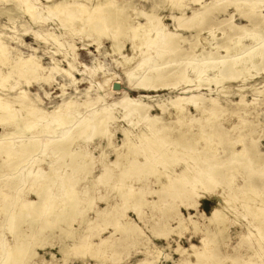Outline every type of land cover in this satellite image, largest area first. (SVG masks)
<instances>
[{"label": "bare ground", "instance_id": "1", "mask_svg": "<svg viewBox=\"0 0 264 264\" xmlns=\"http://www.w3.org/2000/svg\"><path fill=\"white\" fill-rule=\"evenodd\" d=\"M150 1L153 5L145 10L138 7L134 0H121L116 5L112 0H99L97 3L93 2L92 6L94 8L86 15L87 17L85 16L86 18L83 16L86 8L79 10L80 20L82 19L88 24L90 31H87L95 32L93 33L96 36L94 40L98 42L102 37L109 39V49L111 51L109 53L119 54V57L115 60L123 67L122 74L127 87L122 85L118 75L113 74V76L106 79V82L110 81V94H120L126 88L130 91H143L138 97L125 92L123 96L118 97L113 102H108L106 94L100 91V86L92 101H90V97L87 101H83V103H90L96 105V107L91 109L87 115H81L79 118H74L71 115L74 109L67 107L66 111L63 110L64 107L72 104V99L63 100L61 104L56 105L53 110L46 113L37 104H34L35 102L32 103V100L30 101L24 97V90L15 92L12 95L8 94L10 89H7V92L3 90L5 83L12 74H16L17 77L24 76L27 81L31 78L46 77L40 74L42 67L37 56L36 58L33 55H16L14 61L10 63L12 57L9 55V50L12 47L5 40V37L10 36H7L5 31L0 30V63L8 66L6 73L0 70V91L2 90L0 92V127H2L0 132V155H3V160L0 162V202L6 212L12 204H15V208L20 209L19 212H22L21 209L28 208L29 212L21 213V224L29 221L32 214H37L40 212V208L45 207L46 210H43L41 221L38 222L37 231L40 233L42 230L54 226L55 222L45 223L47 214L61 215L62 211L60 210V213L59 208L62 205L57 207V204L66 201L65 207L63 206V214L65 215L60 218L57 216V219L67 225L75 220L78 211L81 212L79 205L82 201H87L88 207H90L93 202L90 199L91 196L87 198L90 189L86 187L84 191H77L76 186L79 185V173L85 172L89 175L92 165L89 154L80 149L82 147L80 142L89 141L93 137L105 139V145H111L116 155L115 159L109 163L113 168L110 171L111 173L108 172V176L113 177L115 182L110 183V185L114 189H118L120 200L113 204L107 203L108 205L105 207L107 209L104 213V218L107 217V219L104 221L106 224L114 223L118 220L116 218L118 215L124 218V223L115 224V230L120 232V235H126L117 238L119 247H122L128 236L138 242L143 233H141L137 223L125 214L124 209L129 207L141 216L142 212L139 208L142 205L147 204L149 208L157 207L158 209V206L164 204L165 207H163L166 208L168 217L177 218L178 227L182 228L185 224L190 223L194 230L199 231L201 228L198 226V222L192 219L191 216L186 221L179 208L183 205L186 209L199 212L200 198L204 196L213 197L217 187L222 191V198L218 197L219 206H214L209 215L200 212V215L205 216L209 222L224 224L226 222L225 218H227L226 212H229L226 210H229L231 206L233 208V203L238 201L239 195L242 198L258 199L264 203V192H261L262 188L260 187L262 185L260 180L264 181V151L259 148L258 135L256 134L258 125L264 124V120L261 121L257 118L249 120L246 115L243 116L235 112L238 114V124L231 123L230 126L225 127L224 122L229 120V117L225 115L227 111L221 106L218 98L220 93H231L229 91L230 83L235 79L240 78L243 83L254 75L264 74V0ZM18 2H21V4ZM35 2L36 0H0V26H6L5 23H15L18 17L17 14L21 13V15L26 14L30 20H35L36 16L33 12L37 9ZM64 2L66 1L64 0ZM57 4H60V2L56 3L55 0H50L47 6L48 11L52 14L63 13L65 9L58 7ZM55 8L57 11L51 10ZM162 9L177 11V14L171 13L170 15L174 23V29H170L163 21V16L160 15ZM230 9L232 11H229ZM221 12L229 14L228 23L225 24L226 27L222 25V22H219L218 25L208 24L214 18L213 16ZM237 16L244 22H236ZM2 18L5 19L4 22H1ZM205 23L208 24V27L205 28L207 35L213 37L216 36V32L219 35V38L212 43L215 44L213 48H209L211 50H207L208 46L204 47V45L197 47L198 44H202V40L198 39L199 42L193 49L186 50L185 53L181 52V56L189 58L185 64L176 65L171 69L162 64L163 62L159 63L166 59L169 54L175 52V46L179 42H185V38L182 37L183 35L179 30L200 29L201 31V27ZM86 27L84 26V28ZM15 28L11 29L15 30ZM197 35H200V33ZM126 42L130 43L129 51L124 48ZM68 46L72 49V44ZM57 50L59 51V49ZM204 50H207V52L204 53ZM68 51L66 55L69 54ZM173 57H171V60L178 58L176 53ZM74 62L68 60V68H61L62 72L71 80L73 79L71 72L76 68ZM212 84L216 87L215 89H211ZM181 85L182 87L178 88ZM177 88L181 92L169 97L166 102H164V99L157 100L154 104L145 101V99L155 100L153 99L154 95L150 92L173 91ZM243 88L244 86L238 88L236 93L240 96L239 101L235 103L237 105H247L242 91ZM202 89H209L210 92L214 90L217 96H205L201 92ZM194 91L197 92L194 93ZM23 97L26 101L23 100ZM206 103L210 105L208 106ZM155 106L161 113L152 112ZM190 108H193L195 114L191 112ZM231 113L233 114L234 111H231ZM78 114L79 111L76 115ZM164 114L173 118L168 121L163 117ZM112 124L123 135L122 143L119 146H113L110 142L112 134L110 127H112ZM69 126H74L76 130L74 135L69 133V129L63 130ZM35 129H38V131L34 132ZM235 131H238L237 134L231 136ZM57 133L61 134L56 136ZM40 134L49 137L45 142H41L37 138ZM14 139V142L10 141ZM201 141L203 143L199 145ZM212 142L213 144H220L222 150L211 152V149V153H201L200 149H206ZM46 146L47 148H45ZM76 147H79V149ZM45 150H48L47 153L41 156ZM185 150L188 152V156L181 157L183 160L181 167L177 170H171L168 163L171 161V164H173L174 161H177L179 152ZM78 154L82 156L81 160L85 158L86 161L75 160ZM65 156H69L71 161L61 162ZM50 157H53V159ZM43 162H46V166L51 169L50 174L40 189L38 188V191H36V188L33 189L36 198L34 201L33 199L29 201L25 199V196L32 190L26 187L28 185L27 181H30L31 178L34 179V182L41 181L42 178L40 179V174H38L41 171L39 172L38 167L41 164L44 165ZM138 168L139 170L149 171V173L151 169H155L154 182L158 183L159 187L154 190L151 189L152 191L149 192L156 195L153 200L146 198V191L142 190V186L135 190L126 181ZM6 171L8 174H6ZM236 174L241 176L239 180L235 178ZM5 175H8V179L10 178L9 182L1 181V177ZM160 177H165V180L158 181L162 179ZM118 181L124 183L119 184ZM4 189L7 191H3ZM82 192L87 196L82 197ZM11 193L14 194L11 195ZM8 196L14 197L8 199ZM170 196L179 200L168 202ZM216 196L220 195L216 194ZM236 204L234 205L236 206ZM241 206L243 208L250 206L251 214L258 217L262 216L260 220L262 224L264 223L263 206H259L261 209L250 204H242ZM119 208H122V213L116 210ZM116 212L119 214H115ZM16 214L6 213L4 217L7 230L13 235V238L18 237L20 233L23 235L22 231H17L21 225H19V215ZM46 219H48V216ZM84 221L91 222L90 219ZM223 226L225 227V225ZM216 228L215 231L207 230L205 232L201 244H191L190 251L179 244L175 250L180 254L185 252L186 255L194 256L200 263L201 261L202 263L208 261L210 255L218 249L217 247L214 249L209 247V238L211 242L212 238L216 237L218 233L221 234L222 238H226L224 235L225 228L221 226ZM250 228L245 233L249 232L248 234L251 235L253 228ZM257 228L259 229V227ZM76 232V229H70L65 232V235L71 238L74 237ZM158 232L157 230V234L166 236L170 231ZM259 233L257 231V234ZM2 234L0 233V239L3 236ZM261 234L263 235V233ZM259 235L255 236L259 238ZM85 237L82 235L73 244L77 249V253L79 251L81 253L85 248V252H87V246L107 249L113 243L108 241L109 236H100L99 241L96 243H91ZM243 238L245 239V237ZM261 239H264L263 236ZM216 243L221 242L216 241L212 246L215 247ZM29 247L30 244L28 243L13 246L12 243L10 245L5 242L4 247L0 246V264L23 263L26 252L29 253ZM256 247L258 246L256 245ZM68 248L70 247L68 246ZM64 250H66L65 247ZM153 253H157V255ZM153 253L151 255V251L147 247L144 258L138 260L135 264H154L157 258L164 257L163 254H160L163 252L159 249ZM93 255H96L95 251L91 253V256ZM231 258L232 260L237 259L236 256ZM222 262L218 261L214 264H222Z\"/></svg>", "mask_w": 264, "mask_h": 264}, {"label": "rangeland", "instance_id": "2", "mask_svg": "<svg viewBox=\"0 0 264 264\" xmlns=\"http://www.w3.org/2000/svg\"><path fill=\"white\" fill-rule=\"evenodd\" d=\"M65 1L66 2H64V0H55L56 3L60 2V4H57V6L65 10L63 13L52 14L47 9L50 0H39V1L36 0L35 4L37 9L33 10L36 16L35 20H30L28 16H26V14L21 15L22 14L21 13V14H17L18 17L16 16L17 21L15 23L14 22L11 24L5 23L6 26L3 25L0 26V30L5 31L7 36H10V37H5V40L8 42L10 47H12L9 50V55L12 57L10 63L14 61L16 55H21V56L33 55L34 57L37 56L38 58L37 57L36 58L39 60V63L41 62L40 65L42 67V69L40 70V74L48 78L46 80V78L36 77V78H31L29 81H27L24 76L17 77L16 74H12L5 83L4 85L5 88L3 90L7 92L8 91L7 89H10L8 93L9 95H12L15 92H19L20 90H24L25 96L22 94L21 95L26 97V99H29L30 101L32 100V103L35 102L34 104H37L38 107L46 113L48 111L53 110L56 107V105L61 104L63 100L66 101V99L67 100L72 99L73 100L71 101L72 106L67 105L66 107H64V109L63 108L62 109L64 111H66L68 108L74 109L71 114L73 115L74 118H79V116L81 115H87L91 109L96 107V105L90 103L86 104L83 103V101L85 102L90 98H91L90 101H92L97 94L98 87L100 86H101L100 91L106 94V99L108 102H113L118 97L123 96L125 92L135 97H138L139 94L143 93V91H139V90L130 91V89L126 88V90L124 89V91L121 92L120 94H110L111 92V89L109 88L110 81L106 82V79L108 77L113 76V74L118 75L122 85H124V87H127L125 78L122 74L123 67L115 60V58L119 57V54L109 53L111 52L109 49L110 40L106 39L105 37L104 38L102 37L101 40L98 41L99 45L97 46L98 42L94 40L96 36H94L93 34L95 32L94 31L88 32L87 31L89 30L88 24L85 23V21L82 19L81 21L79 16V10L82 9L84 10V8L87 9V10L85 9V13H83V16L85 17L90 11L93 10L94 8V6H92L93 2L97 3V1L99 0H65ZM112 1L114 2V5H116L118 1L121 0H112ZM134 2L138 7H141L145 10H148L149 7L153 5L150 0H134ZM18 3L21 4V2ZM51 10H56V8ZM229 11H232V9H230ZM187 12H189V10H187ZM171 13L177 14V11L176 10L171 11L169 9H162V11L160 10V15L163 16V21L166 23V25H168L170 29H174L173 20L170 18ZM213 17L214 18H212V20L208 24L211 23L212 25H218L219 22H222V25L226 27L225 24L228 23V19H229V14L227 12H221ZM4 20L5 19L2 18L1 22H4ZM236 22H244V21L239 19L237 16ZM208 24L206 23L203 24L201 27L202 28L201 31L200 29L179 30L181 35H183L182 37L185 38V42L181 41L175 46L174 53H176L178 58L171 60V57L174 58L173 57L174 53L169 54V56L166 59H164L159 63L163 62L162 64L170 67L171 69L174 68V66L176 65L185 64L186 61L189 60V58H187L186 56H181L180 55L181 52L185 53L186 50L190 51L191 49H193V47L196 44H198L200 39L202 40V44H198L199 46L197 47H201L202 45H204V47L208 46L207 50H211L209 48H213L215 44L212 43L215 39L219 38V35L218 32H216L215 33L216 36L213 37L207 35L205 28L208 27ZM81 26L82 28H80ZM84 26L87 27L84 28ZM10 27L11 28L16 27V28L14 30L11 29ZM198 33H200V35H197ZM69 44H72V49L68 46ZM209 44L212 45L210 46ZM129 47H130V43L126 42L124 45L125 50L129 51ZM57 49H59V51ZM66 50L67 51L69 50L68 55H66L67 52ZM207 50H204L203 52L205 53L207 52ZM68 60L75 61L74 67L76 68H74V70H72L71 72L73 75L72 80L69 79L62 72V69L68 68L69 66ZM0 65H1L0 70H2L3 73H6V71L8 70L7 69L8 66L3 65L2 63H0ZM261 75L262 74H258L257 76L254 75L251 79H248L243 83L240 80V78L235 79L234 81H232V83H230L229 91H231V93L229 94L220 93L218 95L221 106L227 111L225 115L229 117L228 118L229 120H226L224 122L225 127L230 126L231 123L238 124L239 122V119L237 117L238 114H236L235 112H238L243 116L246 115L247 119L249 120H254L256 118L261 121L264 120V114H262L264 112V80H262L264 78V74L262 75L263 77ZM213 85L214 84L211 85V89L216 88ZM113 86L115 87V85ZM243 86L244 88L242 91H243L244 99L247 102V105L244 104L237 105L235 103L236 101H239L240 96L239 94L236 93L238 92V88L240 87L242 88ZM181 87L182 85L179 86L178 88ZM178 88L174 89L173 91L161 90L158 93L150 92L152 95H154L153 99L155 100L145 99V101L154 104L155 101L164 99L165 100L164 102H166L169 97L174 96L175 94L181 92V90ZM196 92L197 91H194V93ZM201 92L208 97L209 95H211L212 97L217 96V93H215L214 90L210 92L209 89H202ZM24 97L23 100L25 99ZM250 101L252 104L249 103ZM206 105L209 106L210 104L206 103ZM192 109L193 108H190L191 112L195 114V111ZM77 111H79L78 115H76ZM231 111H234V113L232 114ZM152 112L159 114L160 110L155 106ZM163 117L168 121L173 118L172 116H168L167 114H164ZM111 126L112 127H110V129L112 131V134L110 136V142L113 146H119L122 143L123 135L121 134L120 130L115 128L114 124H112ZM67 129H69V133L73 135L75 134L76 130L74 129V126L66 127L63 130L66 131ZM1 131H2V127H0V132ZM37 131L38 129L34 130V132ZM237 132L238 131L233 132L231 136L237 134ZM59 134L61 133H57L56 136H58ZM256 134L258 135L257 143L259 145V148L262 151H264V124L258 125ZM48 137H49L48 135L42 136L40 134L39 137L37 138L41 142H45L48 139ZM10 141L14 142L15 139ZM202 143L203 142L201 141L199 145H201ZM80 144L82 145L80 149L86 152L87 154H89L92 165L89 175L88 173L85 174V172L79 173L80 180L78 181L79 185L77 184L76 190L84 191L85 188L88 187L90 190L88 191L87 194L89 195L87 196V194H84L82 192V197L87 196L88 198L89 196H91L92 198L90 199L93 202L91 203L90 207H88L89 204H87V201L85 200L82 201L79 205L80 207L79 210H81V212L78 211V213L75 216V220H73L70 224L67 225L63 221H58L57 219V216L58 218H60L62 215L64 217L65 214H63L64 213L63 206L65 207L66 201L65 202L63 201L62 203L56 205L57 207H59L58 205L60 206L62 205L59 208V211L60 210L62 211V213L60 211L61 215L54 213L47 214L48 219H46L47 218L46 216L45 223L50 224L55 222L54 226L48 227L45 230H42L40 233L37 231L39 226L38 222L41 221L40 218L42 213L46 210L45 207L40 208V212H38L37 214L31 213L32 215L30 220L21 224V220H22L21 213L29 212L28 208L21 209L22 212H19L20 209L15 208L16 207L15 204H12L11 207L6 212L4 207L1 206L2 203L0 202V233L1 234L3 233L2 234L3 236L0 239V246L4 247L5 242L10 245L12 243L13 246L21 245L25 243L30 244V247L28 249L29 253L26 252L25 254L26 257L24 259V262L20 264H135L138 260L144 258L145 250L147 247L151 251V255L154 251H157V249L163 252L160 254L161 255L163 254L164 257L162 256L163 258H157V260L154 261V264H194V263L196 264V262L197 264H203L204 262H205L204 264H212V263L214 264L218 261H223L222 264H264V239H261L262 236L264 238V232H263L264 223L262 224L261 223L262 221L260 220L262 216L258 217L257 215L254 214L252 215L249 208L250 206L247 208L245 207L243 208L241 206L242 204L245 205L250 204L251 206L260 208L259 206L264 207V203L258 199L256 200L249 199L250 197L242 198L239 195L238 201L233 203V208L231 206L229 207L230 208L229 210H226L229 212H226L227 216L226 215L225 216L227 218H225L226 222L224 224L217 222L215 223L209 222L205 216L200 215V212H204L205 214L209 215L214 206H219L218 197L222 196V191H220L221 189L219 187L215 189L213 197L210 198L204 196L200 198L199 212L192 209H186L183 205L180 206L179 208L180 213H182V215L186 218V221H188L189 216H191L192 219L198 222V226L201 228L199 229V231L194 230L193 226H191L190 223L185 224L184 226H182V228L178 227L177 218L168 217V212L167 210H165L166 208H164L165 207L164 204H163L164 207L158 206V209L157 207L149 208L147 204L142 205L141 208H139V210H141L140 212H142L141 216L137 215L136 211L133 208L130 209L129 207L124 209L125 214H127L137 223V225L141 229V233L142 232L143 233L141 236L142 238L140 237L138 239L139 243L137 242L136 239L134 240L132 237L128 236L127 239H125L122 247H119L118 245L119 240L117 238L118 237L120 238V236H123L125 234L120 235V232L116 231L115 228L118 223L120 222L121 224L124 223V218L118 215V217H116L118 218V220H116V222L114 223L110 222L111 224L110 223L106 224V222L104 221L105 219H107V217L104 218L105 217L104 213L105 210L107 209L105 207H107L108 205L107 203L113 204L114 202L120 200L119 191H117L118 189H114L110 185V183L112 182L114 183L115 181H113V177L108 176V172L111 173L110 171L113 168V166L109 163H111L115 159L116 156L115 151L113 147H111V145H105L106 144L105 139L98 137H93L91 140L86 142H80ZM45 148H47V146ZM76 148L79 149V147ZM207 148L200 149L201 153L203 152L207 154V153H211L212 151L222 150L220 148V144L217 143L213 144V142ZM47 151L48 150H45V152H43L44 154H41V156L45 155ZM185 156L186 157L188 156V152L186 150L183 152H179L177 161H174L173 164H171V161L168 163L169 164L168 166L169 167L171 166L170 169L171 170L179 169V167H181V165L183 164V160L181 157H185ZM50 158L53 159V157ZM81 158L82 156L78 154L75 157V160L84 161V162L86 161L85 158L83 160H81ZM2 160H3V155H0V162ZM69 161H71V158L69 156H65L61 162H69ZM45 163L46 162H43L44 165L41 164L38 167L39 172L40 171L42 172V173L41 172L38 173L40 174V179L42 178L41 181L37 180L34 182V179L32 178L30 181H27L28 185H26V187L27 188L29 187L28 189L32 190V192L28 193L25 196V199L29 201L30 200L32 201V199L34 201L36 198L33 189L36 188V191H38V188L40 189L41 185H43V182L46 181V178H48L50 174L51 169L48 168V166H46ZM6 174H8L7 171ZM240 177L241 176L239 174H236L235 176V178L238 180L240 179ZM91 178L92 180L89 181V179ZM160 178L162 179H159L158 181L165 180V177H160ZM154 179H155V169L154 170L151 169L149 173V171H143L141 169L139 170L138 168L136 171H134L131 174V176H129V178L126 181L129 182L133 186V189L135 190L139 186H142L143 188L142 190L146 191L145 192L146 198L148 200H153L154 198H156V195L153 193L150 194L149 192L159 187V184L158 183L156 184L154 182L155 181ZM9 180L10 178L8 179V175L1 177V181L3 182H9ZM260 182L262 183V185L260 186L262 188L261 192H264V185H263L264 181L260 180ZM118 183L123 184L124 182L118 181ZM3 191L6 192L7 190L4 189ZM13 194L14 193H11V195ZM216 194L220 196H216ZM12 197L14 196H8L7 198L9 199ZM172 197L173 196L168 197V202H170L171 200H176V201L179 200L177 198L175 199L174 197L173 198ZM235 203H237L236 206L234 205ZM161 208L164 209L162 210ZM119 209L116 210L119 211V213H122L121 210L122 208ZM6 213H14V214L17 213L16 215L17 216L19 215L18 220L20 224L18 223V221L17 223L21 226L20 228L17 229V231L18 230L22 231L23 235L20 233V235L18 234V237L13 238V235H11V233L7 230V226L4 221V217ZM119 213L116 212L115 214H119ZM88 219H90L91 222L88 221L89 224L86 225V223L88 222L84 220H88ZM223 225H225V227ZM215 226L216 227L221 226L225 228L224 235L226 238H222L220 233H218L216 237L212 238L213 243L212 240L210 242V238H209L208 240L209 247H211L212 249L217 247L218 249L215 250L216 253L213 252L215 255L214 254L210 255L208 261H203V263L201 261L200 263L196 260V258H194V256L186 255L185 252L183 254H180L175 250L179 244L183 248H186L188 249V251H190L189 247L191 246V244H196V245L201 244L202 236L205 234V232L207 230H213V231L217 230ZM251 226L253 229L250 228ZM254 226L256 229L254 228ZM257 227H259V229ZM248 228L252 229L251 231L254 236L252 234L249 235L248 234L249 232H246L248 235L245 233V231H248ZM70 229L77 230L74 237H71L72 239L70 238V236L65 235V232ZM156 229L159 231L158 233L165 232L166 230H169L170 232L168 235L162 236L156 233L157 231ZM257 231L260 232L259 233L260 235L257 234ZM261 233H263V235ZM82 235L86 236L85 239L89 240L91 243L98 242L100 236L102 237L109 236L108 241H112L113 243L107 249H104V247L92 246L91 248L87 246L88 248L87 252H85L86 251L85 248L84 250H82L81 253H79L80 251L77 253V249L73 244L76 243L77 238L79 240ZM255 235L257 236L259 235L260 237L257 238ZM243 237H245V239ZM216 241H219L221 243H216L215 244L216 246L213 247ZM211 243L213 244V246ZM256 245L258 247H256ZM68 246L70 248H68ZM72 246L75 248H73ZM64 247L66 250H64ZM93 251L96 252V255L91 256V253ZM153 254L157 255V253H153ZM233 256H236L237 259L232 260L231 257Z\"/></svg>", "mask_w": 264, "mask_h": 264}]
</instances>
